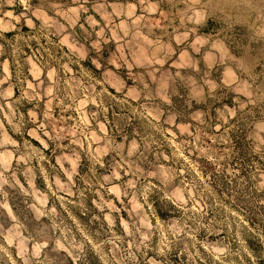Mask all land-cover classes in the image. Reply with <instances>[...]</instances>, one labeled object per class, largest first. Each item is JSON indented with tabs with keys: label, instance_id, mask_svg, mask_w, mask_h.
Instances as JSON below:
<instances>
[{
	"label": "rangeland",
	"instance_id": "obj_1",
	"mask_svg": "<svg viewBox=\"0 0 264 264\" xmlns=\"http://www.w3.org/2000/svg\"><path fill=\"white\" fill-rule=\"evenodd\" d=\"M21 26L48 54L11 49L14 77L0 43V264H72L85 240L104 264H264V0H0V38ZM67 195L112 236L56 220Z\"/></svg>",
	"mask_w": 264,
	"mask_h": 264
},
{
	"label": "trees",
	"instance_id": "obj_2",
	"mask_svg": "<svg viewBox=\"0 0 264 264\" xmlns=\"http://www.w3.org/2000/svg\"><path fill=\"white\" fill-rule=\"evenodd\" d=\"M38 0H32V2H36ZM48 2H55V3H69L71 0H45ZM21 32H22V38H19L17 40H15L13 37L18 35L19 32L18 30H12V31H8V32H4V38H0V43L3 45L4 49H5V54L3 55V59L8 58L10 60L11 63V70H12V74L14 75V77L17 75V73L19 74V72H17L16 70V66L14 63V58L11 55V49L13 50L14 48H16L17 53H26V54H30V55H34L36 56V58L38 57V60H46L47 59V51L45 50L46 47H43L42 45V41L43 39L40 36H37L34 32V29L28 28L27 26H21ZM28 33H31L32 36H29ZM51 50V49H50ZM53 52V50H51ZM20 69H23V66H20ZM95 69V68H93ZM20 75H23L20 73ZM19 91H17L16 94H18ZM23 111H28L27 109L23 108ZM37 115H38V121L40 123L43 122V117L40 114L39 111H37ZM54 115H58L54 114ZM46 127V126H45ZM47 129L52 127V124H50L49 122L47 123ZM241 132H243V129ZM242 142H240L239 144V148L241 149V147H243V145L245 144L244 138H242L243 134H239ZM25 137L32 142L33 144L41 147V144L34 138L30 137L27 132L25 131ZM45 139L46 137L43 136ZM16 140L18 141V143L21 145L22 140L19 136H16ZM49 141V140H47ZM50 143V142H49ZM48 154H50V159L47 161V163H55V153H51L50 149L45 150ZM80 171L83 172V169L80 168ZM79 196H73L72 198H70V195H67V199L68 201L66 202L67 207L66 208H61L59 205V209L60 212L62 214V217L60 218H55L56 220L60 221L61 223L63 222H67L70 227L72 228V230L77 231V225L76 223L73 222V217H71V214H73L74 216H76V218L78 219V222L80 224V226L83 228V230H85V232L89 233L92 237H94L95 240H102L108 238L109 236H112V230L111 227L103 220L102 215L100 213V210L91 202V198L88 197V195H86L83 199V203L78 202L75 203V199H78ZM150 202L151 205H146V206H150V209L152 210V213L154 214V216H157L158 218L161 219H169V218H173L176 216H179L181 214H184V209H181L180 207L177 206V204H175L173 201L164 199V198H160L156 193L152 194L150 192V194L146 197V203ZM250 213L253 214V216H256L255 213L250 210ZM248 217V221L249 223H252L253 226H255V218L252 216H247ZM42 220H46L45 217H43L41 219ZM38 221V220H37ZM27 227L31 228V226H29L28 222L26 223ZM246 227V226H245ZM205 230H203L204 232ZM225 231L221 232L220 234H218V236L225 238ZM248 234L252 236L251 239L253 240H249V244L250 246H252V244L255 241V243L257 244V247H262L263 243L261 242V237L259 235H255L252 231L248 230ZM206 239H211L214 240L216 237L214 236L213 233L208 232V236H205ZM260 241V242H258ZM85 247L87 249V252L84 254H82L78 260H75V262H73L72 264H104L103 261L101 260L99 254H97L93 248L90 246V243L85 240ZM200 244H202V242H199ZM182 256H177L175 255V260H178L179 258H182V260H187V256L186 254H181ZM182 264H223L222 262L218 261V260H200V259H196L193 261H183ZM257 264H262L259 261H257Z\"/></svg>",
	"mask_w": 264,
	"mask_h": 264
}]
</instances>
